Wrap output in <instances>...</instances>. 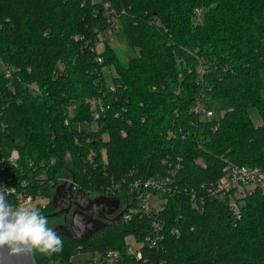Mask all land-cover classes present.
I'll list each match as a JSON object with an SVG mask.
<instances>
[{
  "label": "trees",
  "instance_id": "16d2710c",
  "mask_svg": "<svg viewBox=\"0 0 264 264\" xmlns=\"http://www.w3.org/2000/svg\"><path fill=\"white\" fill-rule=\"evenodd\" d=\"M105 6V0H0V178L21 190L25 180L34 197L45 200L34 205L45 215L56 210L53 197L65 173L82 193L126 203L131 180L165 174V158L181 155V190L150 213L128 202L129 218L121 206L115 221L84 241L56 232L62 250L35 253L37 264H73L81 249L117 250L120 264H264L260 188L237 201V209L224 198L198 208L189 194L193 185L216 181L228 162L264 169V0H114L106 10L115 19L113 8L125 9L122 30L138 50L126 63L108 42L95 48L112 22ZM111 65L110 80L96 73ZM201 91L209 96L211 119L191 114ZM90 97L110 105L100 118ZM121 105L127 111L116 116ZM252 108L262 116L260 125L250 117ZM180 126L191 135L169 141L170 129ZM13 150L16 161L9 159ZM8 200L18 207L14 196ZM154 220L164 224V237L158 247L143 244L138 259L127 237L143 242Z\"/></svg>",
  "mask_w": 264,
  "mask_h": 264
},
{
  "label": "built area",
  "instance_id": "2783aa9c",
  "mask_svg": "<svg viewBox=\"0 0 264 264\" xmlns=\"http://www.w3.org/2000/svg\"><path fill=\"white\" fill-rule=\"evenodd\" d=\"M111 5V1L107 0V6ZM200 9L196 10L197 15L200 14ZM114 27H109V32L112 31ZM108 32V33H109ZM102 61L101 58L98 59ZM0 65H3V62L0 60ZM198 73L200 74V79L203 82V75L205 70L203 68L198 69ZM5 74L7 77H10L12 72L9 68L5 70ZM115 85L111 86V90H115ZM117 99V98H116ZM209 96H206L204 91H201L199 95L196 96L194 104L190 109L191 114L193 113L197 120L201 119H211L214 116L213 109L209 106ZM87 102L93 106L95 110V118H100L102 112L105 109H109L110 105L103 103V101L98 98H89ZM125 111H127L124 105H121L120 109L115 113L116 116H121ZM68 122V120L66 121ZM131 123V119L128 120V124ZM191 125L193 127L196 126V121L192 120ZM82 123L78 124V130H82ZM123 134H126V128L122 130ZM192 131L185 129L180 126L179 128H172L167 134V139L169 141L175 139H187L191 135ZM194 133H196L194 131ZM76 139V138H75ZM77 140V139H76ZM19 158V153L16 150L12 151L10 156L11 161H16ZM167 164V172L165 174H160L156 176H151L147 178H135L131 180L129 185L130 199L128 202H132L135 200L139 204V209L145 213H150L154 210V206L151 203V199L153 196H158L161 204L165 202V196H174V194H179L181 190L178 183L179 172L183 167V157L181 155H177L175 158L167 156L164 160ZM125 182V181H124ZM70 184L76 188V185L72 181ZM199 188L196 186H192L189 190L190 200L198 208H202V204L207 201V199H219L224 198L227 199L231 208L237 209V200L236 198L240 197L244 198L247 193L251 192L255 187L260 188L264 192V169L259 166L247 165V164H237L233 162H228L223 168L221 176L216 179V181L211 182V184L206 185L204 181H202L199 185ZM10 189L7 193V197L9 195L14 196L16 198L17 206L20 205H29L34 207L37 202H44V199L35 198L31 191L27 188V182L24 180L22 183V190L15 186H5L4 190ZM187 190V189H186ZM128 203V204H130ZM125 206V210L127 212L124 214V218H129L131 213L130 210H133L132 206ZM129 210V212H128ZM239 214V213H238ZM237 214V217L239 216ZM153 234H149L145 237L143 242H137L134 237H129L131 239L128 241V251L136 256L138 259L142 257L141 246L147 243L151 247H158L160 243V239L164 237L163 227L164 224L162 221L154 220L152 222ZM175 234H179V229L175 228L173 230ZM133 242V243H131ZM93 256L89 258L87 264H120L121 263V255L117 250H108L103 255L99 253H92Z\"/></svg>",
  "mask_w": 264,
  "mask_h": 264
},
{
  "label": "clouds",
  "instance_id": "9594fccd",
  "mask_svg": "<svg viewBox=\"0 0 264 264\" xmlns=\"http://www.w3.org/2000/svg\"><path fill=\"white\" fill-rule=\"evenodd\" d=\"M9 191H0V248L8 247L9 255H18L22 247H26L32 255L60 252L63 242L48 226L47 217L29 205H9L6 200Z\"/></svg>",
  "mask_w": 264,
  "mask_h": 264
},
{
  "label": "flooded vegetation",
  "instance_id": "af4514ba",
  "mask_svg": "<svg viewBox=\"0 0 264 264\" xmlns=\"http://www.w3.org/2000/svg\"><path fill=\"white\" fill-rule=\"evenodd\" d=\"M115 198L117 199V196L108 194H85L72 184L59 185L53 197V205L56 210L69 207V212L67 220L62 214L63 223L56 222L53 225L54 231L79 238L101 223L115 221L121 207V204L117 207Z\"/></svg>",
  "mask_w": 264,
  "mask_h": 264
},
{
  "label": "rangeland",
  "instance_id": "374dc122",
  "mask_svg": "<svg viewBox=\"0 0 264 264\" xmlns=\"http://www.w3.org/2000/svg\"><path fill=\"white\" fill-rule=\"evenodd\" d=\"M99 1H102V0H99ZM111 3L114 4V0L113 1L111 0ZM105 4L107 6V0H105ZM106 6L104 7L105 11H107L106 13L109 14L108 19L112 20L111 26L114 27V29L111 28L112 31L109 32V28H108V29H106L107 31L105 33H101V35L99 37H97V39H96L95 48L97 51H101L106 44L110 43V45L112 47H114L115 50L120 55L121 61L123 63H126L131 56L135 55L136 52H138L137 49H133L129 46L127 39H126V35H125L124 31L122 30V26L120 23L121 20L119 18H120V16L125 15L126 11H125V9L122 8V6H119V7L113 6L114 7L113 11L115 12V14H114L115 19H112L110 11L106 10ZM200 13H202V12L200 11ZM200 16H196V19L199 20ZM100 57L102 59V56H100ZM65 68H66L65 63H63V62L58 63L57 69L64 71ZM100 68L101 67L96 69V73L98 75L99 74H103V76L105 75L108 80H110L111 77L116 74V71H115L116 67H114L113 65H111L110 67H106V66L103 67L102 66V71ZM261 73H262L261 76H262L263 84H264V68L261 70ZM29 85L32 86L33 92H39L40 88L34 81L32 83H29ZM262 93L264 95V88L262 90ZM73 107H75L74 104L72 105L71 108H73ZM249 113H250V117L252 118L253 122L256 125H260L262 123V118H261L262 116H260V114L256 108H252ZM102 151L104 152V149ZM68 174L69 173H65L61 177V180H59L60 185H62V184H65L66 186H68V184L70 185L72 180H71L70 174L69 175ZM97 195H98L97 193H94V196H97ZM159 199L160 198L158 196H153L151 199V203L155 209H159L161 207V202ZM236 200L239 201V197H237ZM240 200H241V197H240ZM127 204H128V202H126V203L123 201L121 202V206H123V208L125 206H127ZM47 219H48V226L51 227L52 229H53V225L56 222L57 223L58 222L63 223V221H64L63 217L61 215H58L55 217H48ZM129 237H131V236H129ZM127 240L130 241L131 239H128V237H127ZM131 243H133V242H131ZM37 254L41 255L40 253H37ZM92 256H93V254L90 253L89 251L81 249L71 257V260H72L73 264H87L89 258H91Z\"/></svg>",
  "mask_w": 264,
  "mask_h": 264
},
{
  "label": "water",
  "instance_id": "95a60500",
  "mask_svg": "<svg viewBox=\"0 0 264 264\" xmlns=\"http://www.w3.org/2000/svg\"><path fill=\"white\" fill-rule=\"evenodd\" d=\"M3 190H4V184L0 178V191H3ZM6 200H7V203L11 205L8 200L7 194H6ZM115 200H116L117 207L120 206L121 202L119 201V199L115 198ZM68 212H69V207L60 208L59 210L45 214L43 216L48 218V217H55V216L64 214L65 220H67ZM107 224H108L107 222L101 223L95 228H93L92 230L88 231L86 235H84L83 237H79L77 239L80 241H84L86 240V238H88L89 236L94 234L97 230L101 229L103 226ZM59 233H65V232H59ZM9 252H10V249L8 247L0 248V264H37L35 255H32L31 252L27 251L26 247H22V250L18 255H9Z\"/></svg>",
  "mask_w": 264,
  "mask_h": 264
}]
</instances>
